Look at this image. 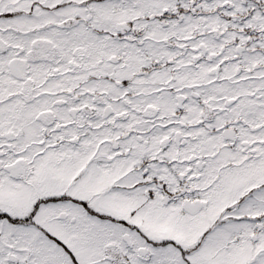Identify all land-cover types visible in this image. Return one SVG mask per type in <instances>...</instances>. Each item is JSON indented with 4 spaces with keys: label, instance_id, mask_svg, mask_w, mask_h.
Here are the masks:
<instances>
[{
    "label": "snow or ice",
    "instance_id": "obj_1",
    "mask_svg": "<svg viewBox=\"0 0 264 264\" xmlns=\"http://www.w3.org/2000/svg\"><path fill=\"white\" fill-rule=\"evenodd\" d=\"M0 264H264V0H0Z\"/></svg>",
    "mask_w": 264,
    "mask_h": 264
}]
</instances>
